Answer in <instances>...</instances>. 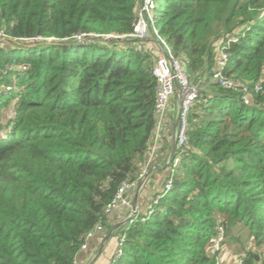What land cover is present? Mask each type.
Wrapping results in <instances>:
<instances>
[{
    "label": "trees",
    "instance_id": "16d2710c",
    "mask_svg": "<svg viewBox=\"0 0 264 264\" xmlns=\"http://www.w3.org/2000/svg\"><path fill=\"white\" fill-rule=\"evenodd\" d=\"M140 1L0 0V264H71L119 187L138 179L157 87L154 57L130 36ZM156 9L200 88L220 50L228 74L264 86V0ZM212 84L190 112L172 188L118 230L111 264H218L220 225L225 248L264 263V90L246 104Z\"/></svg>",
    "mask_w": 264,
    "mask_h": 264
},
{
    "label": "built area",
    "instance_id": "2783aa9c",
    "mask_svg": "<svg viewBox=\"0 0 264 264\" xmlns=\"http://www.w3.org/2000/svg\"><path fill=\"white\" fill-rule=\"evenodd\" d=\"M156 5L155 0L140 1L137 9V19L134 22L133 32L130 34L131 37L138 40L149 38L153 39L160 45L161 50V53L156 58L153 67V74L157 81L155 100L156 124L147 149V163L144 167H142L137 180L125 181L119 187L115 197L105 208V213L107 215L111 214V212L120 205L130 207L136 213L137 207L134 208L133 201L126 195V191L134 187L140 188L141 183H143V185L146 183L149 175L148 166L154 160L158 149L164 141V135L168 132V110L171 98L173 96H177L178 106L176 111V126L174 130L176 150L173 155V159L167 166L168 176L164 183L162 192L156 194L150 199L147 205V211L151 213L154 206L159 202L161 196L172 188L173 180L170 177V174L175 171L182 154L187 150L189 144L188 131L190 112L196 101L203 96L199 85L189 78L184 69L183 63L180 59L175 57L171 45L161 34L159 27L156 26L155 16L153 14V10L156 9ZM74 38L82 40L85 38V34H76ZM228 62L229 54L224 50H220L216 58V67L211 75L212 82L214 84H218L219 86L240 92L242 100L246 104H250L252 101L251 91H263V84L261 82L252 84L241 76L228 74L226 72ZM206 100L207 96L204 97V101ZM9 115L11 117L16 115L13 105L9 108ZM132 216L133 215L131 214V217ZM131 217L130 220L133 221ZM218 229L219 234L211 246L212 253H215L216 251L221 253L224 249L223 242L225 240V230L222 225H220ZM103 230V224L101 222L97 223L96 226L87 233L86 241L82 244L81 249H86L88 247L89 240L92 239L98 232ZM124 240V235H117V246L111 261L121 254V245ZM111 261L106 264H111ZM71 264H80L78 257H76ZM232 264H244L243 255L240 253L236 254ZM258 264L264 263L259 262Z\"/></svg>",
    "mask_w": 264,
    "mask_h": 264
},
{
    "label": "crops",
    "instance_id": "0c3cea01",
    "mask_svg": "<svg viewBox=\"0 0 264 264\" xmlns=\"http://www.w3.org/2000/svg\"><path fill=\"white\" fill-rule=\"evenodd\" d=\"M155 44L158 43H156V41H154L151 38L144 39V40H140L139 48H142V50H146L150 52V48L148 46L149 45L155 46ZM157 57L154 56L155 61ZM208 81L209 83L208 82L206 83V86H208L206 90L209 94V92L212 91L214 85L210 84L213 83L211 77L209 78ZM177 106H178L177 96H173L171 98L170 107L168 110V122H167L168 132L165 133L164 141L161 144L160 148L158 149L154 160L148 166L149 175L146 183L143 185L141 189L136 188L128 191L129 197L133 201V204L135 203L134 205L137 207L136 212L138 214H144L146 212L147 205L150 199L162 191L164 183L168 176V167H166V163L169 159L171 148L167 150V145L171 144L172 147V143L174 140ZM170 109L172 110L173 115L171 114ZM173 117H174L173 119L174 122H171ZM147 158L148 157H146V161L142 167L146 165ZM132 212H133L132 208L124 205H120L116 209H114L111 212V214H109V217L104 226V230L98 232L92 239H90L88 242V247L86 249H81V251L79 252L78 259L80 264H106L110 262L114 254V251L116 250L117 234L119 233L118 230L126 223L127 220L130 219ZM107 237H109V239L106 241ZM236 252L237 251L232 247L227 249L224 247L220 255H225L226 257L232 259L230 262V264H232V261L236 257V254H234ZM219 264H223V263L219 262Z\"/></svg>",
    "mask_w": 264,
    "mask_h": 264
},
{
    "label": "rangeland",
    "instance_id": "374dc122",
    "mask_svg": "<svg viewBox=\"0 0 264 264\" xmlns=\"http://www.w3.org/2000/svg\"><path fill=\"white\" fill-rule=\"evenodd\" d=\"M156 3H157V5L159 6V3H160V0H156ZM153 14H154V16H155V22H156V26L157 27H159V23H158V20H157V9H155V10H153ZM157 43V42H156ZM159 44H155V46H151V45H149L148 47L150 48V54L154 57H157L158 56V54H160L161 53V50H160V48H159V46H158ZM37 47V46H36ZM154 60V59H153ZM208 82V80H202V82L201 83H199L200 84V86L202 87V91L203 92H207V87L208 86H206V83ZM209 83V82H208ZM210 84H212V83H210ZM205 86V87H204ZM204 87V88H203ZM170 112H171V114L173 115V112H172V110L170 109ZM173 119H174V117L172 118V120H171V122H174L173 121ZM227 249V248H226ZM242 252V251H241ZM114 253H115V251H114ZM234 254H239V252H236V253H234ZM218 259H219V262H222L223 264H230V262H231V260L232 259H230V258H228V257H226L225 255H219L218 256Z\"/></svg>",
    "mask_w": 264,
    "mask_h": 264
},
{
    "label": "water",
    "instance_id": "95a60500",
    "mask_svg": "<svg viewBox=\"0 0 264 264\" xmlns=\"http://www.w3.org/2000/svg\"><path fill=\"white\" fill-rule=\"evenodd\" d=\"M175 150H176V143H175V140H173V143H172V147H171V151H170V154H169V159H168V161H167V163H166V167L168 166V164H169V162H171V160L173 159V155H174V153H175ZM143 187V183H141V185H140V189ZM135 204V203H134ZM134 208H136V206L134 205ZM132 215H134L135 214V212L133 211L132 213H131ZM130 217V216H129ZM128 221V220H127ZM126 221V222H127ZM110 237V236H109ZM109 237H107V239H106V241L109 239ZM100 251H101V249H100ZM100 253V252H99Z\"/></svg>",
    "mask_w": 264,
    "mask_h": 264
}]
</instances>
